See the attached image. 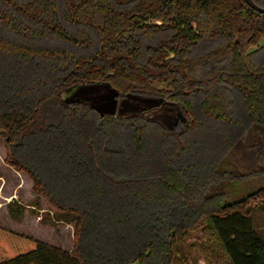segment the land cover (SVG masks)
<instances>
[{
    "label": "trees",
    "instance_id": "16d2710c",
    "mask_svg": "<svg viewBox=\"0 0 264 264\" xmlns=\"http://www.w3.org/2000/svg\"><path fill=\"white\" fill-rule=\"evenodd\" d=\"M89 83L184 118L65 99ZM0 137L50 223L74 222L70 250L0 226V264H171L199 225L226 264H264V185L231 194L264 159V12L243 0H0Z\"/></svg>",
    "mask_w": 264,
    "mask_h": 264
},
{
    "label": "rangeland",
    "instance_id": "374dc122",
    "mask_svg": "<svg viewBox=\"0 0 264 264\" xmlns=\"http://www.w3.org/2000/svg\"><path fill=\"white\" fill-rule=\"evenodd\" d=\"M208 45L210 42L207 43ZM71 94L76 95V99L95 105L101 112L115 111L126 116L139 113L148 117H158L168 125L176 119L184 118L182 112L174 109L173 103L166 99L127 95L117 103L114 96L112 97L113 91L110 90L109 85L102 83L76 85L64 92L65 99ZM238 100L236 95L235 102L237 101L238 110L244 117ZM237 129L238 135L242 134V128ZM231 157L227 156L230 163L233 161ZM4 158L5 145L0 137V226L70 250L74 243V222L50 223L59 212L44 197H37L32 191V180L25 173L7 165ZM260 162L254 165V170L259 175L238 181V184L234 185L237 189L231 193L233 197L264 185V159L263 163ZM232 189L230 186L227 191ZM12 200L23 206L22 216L19 219L8 212V203ZM247 208L252 214L255 229L261 237H264V200L258 198L250 202ZM39 218H43V221ZM177 245L179 250L173 252L171 264H226L220 251V254L217 252V245L208 238L202 225L191 231L189 238L179 239Z\"/></svg>",
    "mask_w": 264,
    "mask_h": 264
},
{
    "label": "water",
    "instance_id": "95a60500",
    "mask_svg": "<svg viewBox=\"0 0 264 264\" xmlns=\"http://www.w3.org/2000/svg\"><path fill=\"white\" fill-rule=\"evenodd\" d=\"M245 3H247L249 6H251L252 8H254L255 10L259 11V12H264V7L257 5L256 3L253 2V0H243ZM108 85V84H106ZM110 87V86H109ZM110 90L113 91V96L116 95V90H114L113 88L110 87ZM67 100H80V99H76V95L73 96L72 99H67ZM95 106V105H94ZM96 107V106H95ZM97 108V107H96ZM98 109V108H97ZM99 110V109H98ZM100 111V110H99ZM107 112H115V111H107Z\"/></svg>",
    "mask_w": 264,
    "mask_h": 264
},
{
    "label": "crops",
    "instance_id": "0c3cea01",
    "mask_svg": "<svg viewBox=\"0 0 264 264\" xmlns=\"http://www.w3.org/2000/svg\"><path fill=\"white\" fill-rule=\"evenodd\" d=\"M73 96H74V95H73V94H71V95H69V96H68V98H66V99H72V98H73Z\"/></svg>",
    "mask_w": 264,
    "mask_h": 264
}]
</instances>
